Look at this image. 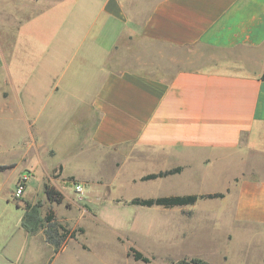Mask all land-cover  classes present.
<instances>
[{
  "label": "crops",
  "instance_id": "crops-1",
  "mask_svg": "<svg viewBox=\"0 0 264 264\" xmlns=\"http://www.w3.org/2000/svg\"><path fill=\"white\" fill-rule=\"evenodd\" d=\"M13 32L19 41L47 48L49 60L44 59L56 76L52 83L43 72L31 85L28 77L20 75L4 41ZM135 37L184 56L159 54L176 64L171 70L126 67L127 41ZM135 54L136 47L128 51L129 56ZM0 55V118L25 120L30 133L10 149L0 138V156L17 154L0 159V166L12 165L0 169V194L5 184L1 173H14L15 186L0 196L3 204L12 205L26 168L35 169L30 184L39 160L47 163L44 152L36 163H29L30 150L38 144L46 148L47 143L25 94L32 92L39 103L43 94L60 93L68 84L66 78L74 90L86 88L77 99L83 103L88 96L91 115L82 138L91 147L108 153L133 147L137 153L127 163L140 171V182L186 183V192L141 198L224 194L173 207L130 204L138 218H154L153 227L155 220L167 225L160 233L152 227L153 236L172 238L174 232L181 238L192 237L213 224L216 231L225 232L231 245L246 235L241 264H264V0H0ZM78 143L79 152L88 151L85 143ZM232 161L236 165L223 191L198 189L196 183L211 175L221 178L223 173L217 170ZM57 165L63 175L89 182L64 173L67 165L62 162ZM178 167L179 172L142 179ZM48 169L43 172L44 188ZM29 184L23 192L26 197ZM20 207L24 209L17 204ZM126 221L130 219L125 216ZM29 234L23 251L29 248ZM5 247L0 246L5 264L24 262L23 255L18 261L7 257ZM102 256L100 263L112 264ZM135 261L150 263L151 258Z\"/></svg>",
  "mask_w": 264,
  "mask_h": 264
},
{
  "label": "rangeland",
  "instance_id": "rangeland-1",
  "mask_svg": "<svg viewBox=\"0 0 264 264\" xmlns=\"http://www.w3.org/2000/svg\"><path fill=\"white\" fill-rule=\"evenodd\" d=\"M17 39L18 33L13 32L9 33V37L4 38V41L9 47L8 57H12L11 60L15 61L17 69H21L20 75L28 77L31 85L33 81L35 82V77L43 72L45 80L49 84L52 83L56 76L54 69L47 65L44 59L45 57L47 62L49 60V55H46L47 48L28 40ZM127 44L126 67L158 66L171 70L176 64L169 61V58L162 59L159 54L164 53L170 57L176 54L184 56L183 53H176L174 49L145 43L144 39L138 37L127 41ZM134 47L137 54L129 56L128 51ZM64 84L67 85L62 87L57 95L43 94L39 97V103H36V96L33 98L32 92L25 94V103L29 110L37 115V128L41 130L47 143L46 148L43 144H38L37 149L30 150L29 163H36V157L41 152L45 153L47 163L43 159L39 160V170L30 184L28 181L35 174L34 168H26L20 176L18 182L25 179V188L29 184L27 197L24 196L25 192L17 197L15 191L12 205L0 201V246H6L7 257L18 261L17 259L23 255L24 262L19 264H104L100 263L98 258L101 254L109 257L112 264H171L173 260L183 257H200L211 264H241L245 258V234L231 245L225 232L216 231V226L211 224L192 237L181 238L174 232H170L172 238L153 236L151 232L154 231L150 229L155 227L159 233L165 232L167 225L155 220L157 223L153 227L150 222L154 218L148 215L138 218L137 213H134V207L130 206L132 198L185 191L183 187L186 183L140 182V174H137L140 171L133 169V165L128 166L127 163V158L137 153L133 147L119 149L116 151L118 154L91 147L86 138H82L83 127L91 115L88 96H85L83 103L77 99V95L85 93L86 88L80 86L74 90L71 80L66 78ZM0 130L2 131L0 138H4L3 145L9 147L8 149L16 146L18 140L28 139L30 136L25 120H18L17 117L0 118ZM78 142L85 143L88 151L79 152ZM16 155L15 152H8L0 156V159L9 160ZM59 162L67 165L64 173H74L80 178H88L90 184L63 175L57 165ZM235 165L236 161L225 162L223 167L217 170L223 173L221 178L216 174L211 175L205 182L196 183V186L205 192L216 189L223 191L226 178ZM47 167L49 169L44 178L45 183L55 186L64 194L65 199L61 204L49 201L45 188L42 187L43 172ZM13 177L14 173L10 171L1 173V179L5 183L1 197H4L9 189L15 188L12 185ZM79 185L82 189L78 188ZM25 200L37 205L43 217L48 211H54L58 236L62 237V234L67 232V237L62 239L58 248L47 241L45 225L36 235H28L29 248L23 251L28 233L21 227L24 209L17 208V204L24 208ZM125 216L130 221L124 222ZM212 222L214 223V219ZM81 227L84 228V232L79 231ZM73 230H78L75 238L69 237ZM53 236L57 238L56 233ZM131 247L141 250L151 258V262L135 261L130 253ZM64 249H66L64 253L59 255ZM2 257L3 253L0 251V264H5Z\"/></svg>",
  "mask_w": 264,
  "mask_h": 264
},
{
  "label": "trees",
  "instance_id": "trees-1",
  "mask_svg": "<svg viewBox=\"0 0 264 264\" xmlns=\"http://www.w3.org/2000/svg\"><path fill=\"white\" fill-rule=\"evenodd\" d=\"M262 78L264 79V73ZM12 167L9 166H0V169H6ZM181 171V168H175L167 171H160L158 173H151L142 177L143 180L154 179L157 177L166 176L168 174L176 173ZM45 194L49 201L56 202L61 204L64 202L65 196L64 194L58 190L55 186L50 185L48 183L45 184ZM223 193H213V194H190V195H178V196H163L157 198H141L135 197L131 200V204L141 205L151 207L154 205H160L164 207H173L176 205H187L195 203L199 198H214V197H223ZM55 214L53 210L48 211L47 215L43 217L40 213V210L37 205L32 204L30 201L25 202L24 207V215L22 218L21 225L22 227L30 234L37 233L40 229H42L45 225L46 228V239L49 243L55 245L58 248L61 244L62 239L67 237V232L58 236V230L56 228L55 222ZM78 230H73L72 234L69 236L71 238H75L77 236ZM79 231L84 232V228H79ZM56 233L57 238H54L53 234ZM131 253L137 260H143L145 262H149L150 258L145 256L142 252L136 250L135 248H131ZM175 264H211L207 260L200 257H183L174 262Z\"/></svg>",
  "mask_w": 264,
  "mask_h": 264
},
{
  "label": "built area",
  "instance_id": "built-area-1",
  "mask_svg": "<svg viewBox=\"0 0 264 264\" xmlns=\"http://www.w3.org/2000/svg\"><path fill=\"white\" fill-rule=\"evenodd\" d=\"M25 178H27V176H25ZM25 183H26L25 179H22L21 181L18 182V186L16 188V196L17 197H20L23 194V192L25 190ZM78 188L82 189V186L79 185Z\"/></svg>",
  "mask_w": 264,
  "mask_h": 264
}]
</instances>
